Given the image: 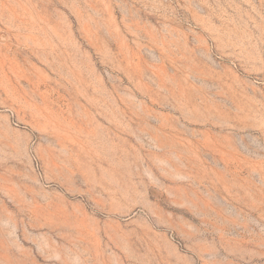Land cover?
I'll return each mask as SVG.
<instances>
[{"label": "rangeland", "instance_id": "rangeland-1", "mask_svg": "<svg viewBox=\"0 0 264 264\" xmlns=\"http://www.w3.org/2000/svg\"><path fill=\"white\" fill-rule=\"evenodd\" d=\"M0 264H264V0H0Z\"/></svg>", "mask_w": 264, "mask_h": 264}]
</instances>
